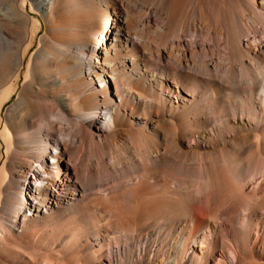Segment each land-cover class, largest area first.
<instances>
[{
  "label": "bare ground",
  "instance_id": "6f19581e",
  "mask_svg": "<svg viewBox=\"0 0 264 264\" xmlns=\"http://www.w3.org/2000/svg\"><path fill=\"white\" fill-rule=\"evenodd\" d=\"M3 2L0 264H264V0Z\"/></svg>",
  "mask_w": 264,
  "mask_h": 264
},
{
  "label": "rangeland",
  "instance_id": "374dc122",
  "mask_svg": "<svg viewBox=\"0 0 264 264\" xmlns=\"http://www.w3.org/2000/svg\"><path fill=\"white\" fill-rule=\"evenodd\" d=\"M26 1L29 4V8L31 6L34 8L33 9V15H38L40 18H42L43 10L37 6V0H26ZM22 2H23V0H22ZM3 4H4L3 0H0V7ZM0 14L4 15V13L2 11H0ZM43 32H44V27L42 28V33ZM185 39L186 38H184V41H187V39H189V38H187L186 40ZM197 45L201 46V42H198ZM38 46H39V40L37 39L35 45L32 48V50H36V48ZM16 98H17V96H14L9 102L6 103V105L4 107V111H3L4 115H6L8 113V108L15 102ZM4 161H5V158L0 161V170L2 168V165H3ZM10 163H11V161L9 160L7 167H9ZM10 178L11 177H9L8 179L7 178L5 179V175L3 174L2 178L0 179V220H2V221L6 220L4 217L5 216H9V214H10V210H9L10 208H9V205L7 203V200H6L7 195H8V191L6 189V184H7V182H9ZM2 179H3V181H2ZM23 180H26V178H24ZM26 185H29V184L26 183ZM20 191H21L20 196H26L27 197L26 192L28 191V189H26L25 186L21 187ZM21 213H23V212L22 211L21 212L20 211L17 212V210L15 209L12 212V214L10 215L11 222L12 223H16V221L20 220L18 218V215L21 214Z\"/></svg>",
  "mask_w": 264,
  "mask_h": 264
}]
</instances>
